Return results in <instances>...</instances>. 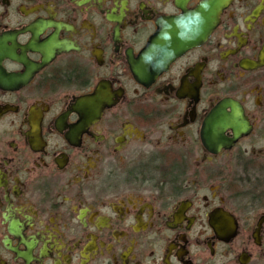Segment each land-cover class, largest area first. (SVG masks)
<instances>
[{
  "label": "flooded vegetation",
  "instance_id": "obj_1",
  "mask_svg": "<svg viewBox=\"0 0 264 264\" xmlns=\"http://www.w3.org/2000/svg\"><path fill=\"white\" fill-rule=\"evenodd\" d=\"M0 264H264V0H0Z\"/></svg>",
  "mask_w": 264,
  "mask_h": 264
},
{
  "label": "water",
  "instance_id": "obj_2",
  "mask_svg": "<svg viewBox=\"0 0 264 264\" xmlns=\"http://www.w3.org/2000/svg\"><path fill=\"white\" fill-rule=\"evenodd\" d=\"M207 34H208L207 32L202 33L199 39L200 40L204 39ZM164 39H165V36H164ZM193 43H195V40L190 39V40H186V42L181 44V45L179 44V46H177V47L170 46V52H168L169 60H172L174 57L179 55L186 48L190 47ZM159 44H160L159 40H157L156 43L153 45V48H155L156 45L160 46ZM164 65L165 64H163V66ZM108 97L109 96H108L107 92H98L94 96V100H98V103L100 105V109L103 105H105L107 103V100H109ZM99 113H100V110H99Z\"/></svg>",
  "mask_w": 264,
  "mask_h": 264
}]
</instances>
